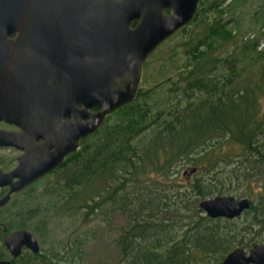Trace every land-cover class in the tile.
Instances as JSON below:
<instances>
[{"label":"trees","instance_id":"obj_1","mask_svg":"<svg viewBox=\"0 0 264 264\" xmlns=\"http://www.w3.org/2000/svg\"><path fill=\"white\" fill-rule=\"evenodd\" d=\"M237 1L198 3L178 44L185 59L177 78L180 97L172 106L153 111L147 103L152 89L139 87L131 102L82 140L81 150L67 161L66 179L44 184L36 199L49 201L35 207L38 226L31 228L42 243L50 219L83 211L81 223L88 224L99 206L110 199L117 205L123 196L127 218L119 237L123 259L117 264H207L211 258L220 264L235 235L222 217L204 215L197 202L224 192L250 200L243 212L251 216L242 230L264 227V115L256 102L264 91V45L259 47L264 5L251 14L253 26L260 28H248L252 33L245 36L236 33ZM220 69L225 74L216 76ZM148 129L153 133L142 142L139 137ZM227 142L238 150H224ZM231 161L235 166L228 173L237 185L228 189L224 178L229 175L222 173ZM184 162L196 168L193 179L178 175ZM254 181L260 192L249 187ZM80 238L70 232L59 250L50 246L20 264H80Z\"/></svg>","mask_w":264,"mask_h":264},{"label":"water","instance_id":"obj_2","mask_svg":"<svg viewBox=\"0 0 264 264\" xmlns=\"http://www.w3.org/2000/svg\"><path fill=\"white\" fill-rule=\"evenodd\" d=\"M199 1L0 0V31L58 32L66 39L64 54L68 56V78L59 85L64 98L50 100L45 113L35 119L45 144L48 136H58L55 150L51 155L47 150L39 160L35 158V168L11 183L9 194L48 172L68 152L78 150L79 138L94 133L106 117L135 98L144 60L192 20ZM132 21L134 25L130 26ZM44 146V142L39 145L41 149ZM195 170L189 165L181 174L188 176ZM9 183L0 180V185ZM7 200L8 196L1 199L0 205ZM249 205L248 198L231 195H215L197 202L207 217L227 219L240 215ZM4 243L13 256L19 255L22 246L39 252L38 240L28 230L10 232ZM0 264L12 263L0 260ZM220 264H264V242L252 245L247 253L236 247Z\"/></svg>","mask_w":264,"mask_h":264},{"label":"flooded vegetation","instance_id":"obj_3","mask_svg":"<svg viewBox=\"0 0 264 264\" xmlns=\"http://www.w3.org/2000/svg\"><path fill=\"white\" fill-rule=\"evenodd\" d=\"M164 12L167 13V10ZM191 21L176 30L174 34L185 31ZM133 25L134 21L130 23V26ZM62 35L52 31H0V180L10 181L9 184L0 185V200L8 196V200L0 205L2 241L0 260L12 264L25 262L30 254L35 255L41 251L39 238L31 230L36 215L30 200L34 195L36 184L47 180L52 182L58 178L64 181L67 161L70 156L81 150L82 140L86 137L79 138L78 150L68 152L63 160L48 172L28 183L21 190L9 194L11 183L19 181L24 173L35 168L32 167L33 160L35 158L39 160L46 155L47 150L51 155L55 150L54 144H57L55 141L58 136H48L47 145L45 144L35 119L37 115L45 113L44 109L50 100L64 98L63 90L59 85L62 84L63 79L67 81L68 78V56L64 54L67 46L64 44L66 39L64 40ZM91 111L97 109L92 108ZM111 115L106 117L102 124ZM63 120L66 121L68 118L63 117ZM43 142L45 146L42 150L39 145ZM16 170L19 173H16ZM21 229L28 230L36 236L39 252L34 253L30 248L22 246L19 255L11 254L4 243L5 237L10 232ZM254 244L241 249L247 253Z\"/></svg>","mask_w":264,"mask_h":264},{"label":"rangeland","instance_id":"obj_4","mask_svg":"<svg viewBox=\"0 0 264 264\" xmlns=\"http://www.w3.org/2000/svg\"><path fill=\"white\" fill-rule=\"evenodd\" d=\"M228 1L229 0H225L224 4H226ZM258 4L264 5V0H238L234 4L236 5L234 7V15L238 16L240 22V25L236 31L237 34H244L247 36L248 32L252 33V31H249L248 28H260V26H253V17L251 16L253 11L257 9ZM263 29L264 27H261L260 31ZM188 30L189 27L186 28L185 31L177 32L173 36L169 37L167 40L162 42L144 61V69L141 76L140 88L143 90L152 89V91L148 93L149 97L147 99V103L151 105L153 111L155 108H168L169 106H172L173 103L180 97L179 89L176 88L177 78L181 70L184 68L183 62L185 58L183 57L182 50L178 44L182 39V34ZM263 45L264 38L260 40L259 47ZM225 72V70L223 71L220 69L216 73V76H219L223 73L225 74ZM172 82L175 83L172 84ZM191 95L194 96H192L190 99L198 97L197 95L199 94L197 91L195 93L192 92ZM256 102L259 113L264 115V91H261L258 94L256 97ZM152 133L153 130L148 129L141 134L139 139L144 142L150 137ZM229 144L230 143L223 145L224 150H238L235 145L230 146ZM189 165L190 163L184 162L178 167V175L182 180L186 181L193 179V177L197 175L195 173H192L188 176H183L181 174L183 169ZM234 166L235 161H231L226 166L225 171L222 173V175H229V179L226 180V178H224V186L228 189H232L237 185V182H235L233 177H231L232 174L228 173L229 170ZM218 177H220V173L218 174ZM229 180H231L230 184ZM49 181L47 180L36 184L34 195L32 196V200H30V205L32 207L35 208L38 204H45L47 201H49V198L45 196H40L39 199H36V195L40 193L44 187V184L47 182L49 183ZM243 187H239L238 190H241ZM249 187L254 193L260 192L261 189L259 188V182L255 181L251 182ZM221 195H231L234 198H239L236 194L232 193V191L224 192ZM125 198V196L121 197L118 204L114 206L113 199L106 201V203L96 209V214L94 215L93 221L88 224L81 223L83 221V211H80L71 217L60 216L50 219V223L48 224V227L50 228L49 236L44 239V243L39 240L41 251L47 252L50 246H55L56 249L59 250L63 245H60L59 242L66 243L70 232H77L81 237L80 264H117L123 259L122 249L119 244V237L122 233V228L126 224L127 218V211L124 205L127 202ZM109 202H111V205L107 204ZM122 202L124 203L123 205ZM122 207L125 208V212L123 211ZM250 216V213L243 212L240 216L233 219H228L226 221L221 218V223L224 224L227 231L235 235V241H233L231 244L232 248L240 247L246 249L252 243L258 244L264 242V227L261 229L259 225H253L250 230H242L241 227L244 225L246 218ZM37 218L39 217L34 218L35 224L32 225L33 227L38 226ZM1 246L2 241L0 239V251H2ZM214 261L215 259L213 260L211 258V262L207 264H213Z\"/></svg>","mask_w":264,"mask_h":264}]
</instances>
